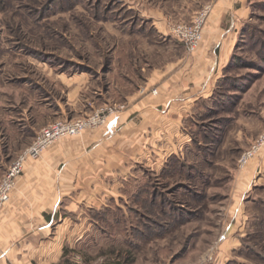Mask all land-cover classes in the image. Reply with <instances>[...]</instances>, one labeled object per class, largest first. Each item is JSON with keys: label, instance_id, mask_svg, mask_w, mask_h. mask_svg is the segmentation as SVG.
Listing matches in <instances>:
<instances>
[{"label": "rangeland", "instance_id": "374dc122", "mask_svg": "<svg viewBox=\"0 0 264 264\" xmlns=\"http://www.w3.org/2000/svg\"><path fill=\"white\" fill-rule=\"evenodd\" d=\"M214 2L0 0V181L58 119L102 108L106 120L82 133L116 114L132 120L124 184L91 223L81 217L80 242L66 233L67 248L49 246V264H264V146L239 163L264 130V0H237L232 45L208 64L205 98L159 104L148 83L154 68L178 60L199 67ZM206 5L193 49L171 28L194 27ZM145 117L144 137L135 135Z\"/></svg>", "mask_w": 264, "mask_h": 264}, {"label": "crops", "instance_id": "0c3cea01", "mask_svg": "<svg viewBox=\"0 0 264 264\" xmlns=\"http://www.w3.org/2000/svg\"><path fill=\"white\" fill-rule=\"evenodd\" d=\"M237 3V0H215L205 23L203 40L193 57L199 61V67L187 71L182 68L188 63L185 59L159 70L154 68L148 83L155 84L158 90L155 101L161 104V100L165 103L178 100L175 104L195 105L205 98L211 87L208 64L216 65L230 51L235 17L242 8ZM152 98L143 96L138 103ZM131 123L125 115L110 116L101 128L59 139L40 157L26 161L8 203L0 211V264H49L46 259L52 246L55 250L67 248L64 241L60 242L63 234L68 233L69 239L74 237L75 244L80 242L81 217L91 223L92 211L106 205L109 197L117 196L115 186L121 188L124 184L125 179H119L118 175L121 177L129 168L128 151L121 149L129 142L126 134ZM147 123L149 120L143 118L139 128L132 132L137 135L142 130L144 137L143 125ZM68 225L70 231L66 229ZM51 233L54 238L49 241L46 238Z\"/></svg>", "mask_w": 264, "mask_h": 264}, {"label": "built area", "instance_id": "2783aa9c", "mask_svg": "<svg viewBox=\"0 0 264 264\" xmlns=\"http://www.w3.org/2000/svg\"><path fill=\"white\" fill-rule=\"evenodd\" d=\"M210 10V5H206L195 19V26L191 27L184 24L175 25L171 31L173 36L179 40L185 41L188 47L195 48L201 39V25L206 14ZM112 109H110L111 111ZM103 110L97 111L88 116L80 117L73 120L58 119L50 123L39 131L33 142L24 149L15 160L8 166L0 181V211L8 203L12 190L16 187L17 180L23 174L25 163L28 159L38 158L40 154L56 140L69 135H78L84 129L92 125H98L106 120L107 115L102 114ZM264 146V130L260 133L258 139L245 151L240 159L241 165L246 164L249 160Z\"/></svg>", "mask_w": 264, "mask_h": 264}, {"label": "trees", "instance_id": "16d2710c", "mask_svg": "<svg viewBox=\"0 0 264 264\" xmlns=\"http://www.w3.org/2000/svg\"><path fill=\"white\" fill-rule=\"evenodd\" d=\"M94 211H92V213H93ZM95 216H96V213H95ZM101 264H103V263H101ZM105 264V263H104Z\"/></svg>", "mask_w": 264, "mask_h": 264}]
</instances>
